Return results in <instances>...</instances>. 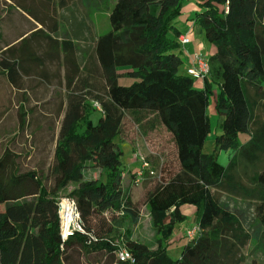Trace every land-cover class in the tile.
<instances>
[{"label":"trees","instance_id":"obj_1","mask_svg":"<svg viewBox=\"0 0 264 264\" xmlns=\"http://www.w3.org/2000/svg\"><path fill=\"white\" fill-rule=\"evenodd\" d=\"M46 1L65 10L75 0ZM183 1L115 0L110 31L98 36L93 47L103 84L94 81L90 68L82 72L76 64L73 76H66L64 99L57 102L59 128L52 163L23 170L19 156L5 149L0 157V264H244L259 236L264 246V0H197L189 27H179ZM21 10L32 18L30 9ZM189 28L214 47L204 89L179 70L183 52L178 38ZM3 39L0 33V47H9ZM30 40L23 39L19 48L0 50V75L23 92L22 97L27 88L23 77L43 63L33 48H27ZM61 47L71 66L75 46L62 41ZM121 78L131 84L121 86ZM213 83L222 133L213 153L205 154ZM90 101L102 107L97 120ZM21 117L20 132L27 124L24 111ZM126 119L143 133L163 128L177 167L163 162L144 194L155 246L129 239L126 247L132 259L120 261L113 223L119 214L131 227L140 220L132 199L137 173L125 174L124 154L115 141ZM242 134L249 135L245 143L239 140ZM228 150L233 156L223 166L218 156ZM91 172L99 176L92 178ZM71 184L74 187L63 196ZM216 193L252 207L263 230L248 233L236 216L220 207ZM61 198L75 202L83 228L66 241L58 213ZM183 205L197 208L201 233L188 239L180 258L173 259L164 242L186 221Z\"/></svg>","mask_w":264,"mask_h":264},{"label":"rangeland","instance_id":"obj_2","mask_svg":"<svg viewBox=\"0 0 264 264\" xmlns=\"http://www.w3.org/2000/svg\"><path fill=\"white\" fill-rule=\"evenodd\" d=\"M196 2L197 0L183 1L182 14L177 20L179 27L189 24L190 21L188 20L194 17ZM114 3L115 0H75L67 9L60 10L53 8V5L48 4L46 0H0V33L4 36L3 40L18 47L20 43L14 42L27 34L25 39L32 37V46L37 49V56H44L46 53H51L53 56L52 62L45 61L44 63V67L51 73L49 82L45 83L38 75L32 76V92L27 90L28 93H25V97L29 100L32 99V105L28 106V103L23 101L21 94L19 95L17 91L5 85L0 86V157L5 149H9L19 156L18 162L23 170L30 171L38 163L45 162L47 165L52 163L55 139L59 128V123H57L59 106L51 98L57 97V101L63 100L66 93V82L63 78V72L66 71V68L61 43L62 41H72L75 44L77 61L81 65L80 71L85 72L86 69L90 68L94 81L102 85L98 65L93 59V47L98 36L110 31L109 12ZM22 7L32 11V18L22 12ZM48 36L54 41L56 40L57 47L53 46L54 41L49 40ZM198 37L200 38V35ZM202 39L206 49L192 44L194 48H198L195 49L197 52L206 57L210 56L209 47L212 44L205 37ZM91 56V61L88 64L87 60ZM181 58L183 64L179 70L185 73L187 62L184 53H181ZM85 64L88 65L87 68L86 66L84 68ZM54 72L59 76L57 75L55 78ZM81 76H84V73ZM119 83L121 86H129L131 81L121 78ZM195 83L198 89H204L203 80H196ZM212 86L214 96L210 98L207 112L210 133L203 147L205 154L213 153L215 139L222 133V121L217 116L215 109V97L218 88L216 83H213ZM88 103L93 106L95 102L90 101ZM30 108H32V114L28 115ZM23 111L27 118V124L25 129L20 132V117ZM97 113L99 111L96 110L95 120L99 117ZM54 128L57 129L52 134ZM248 139L249 135L247 134H242L239 138L241 143H245ZM115 141L124 154L122 163L125 174L137 173L139 170H142L144 174L138 185H135L132 190V199L139 207V223L137 226L131 227L119 214L117 221L113 223L114 233L112 237L118 242L120 248L126 250H128L126 242L129 239L153 247L156 244L157 236L151 225L144 194L151 184L152 178L159 175L163 162L175 163L173 146L163 128L158 127L143 133L129 119L124 122L121 137ZM232 156L231 150L221 151L218 161L221 165L227 166ZM143 161L148 164L145 170L141 168ZM176 167L175 163L174 169ZM90 175L92 178H97L99 173L91 172ZM73 187L74 185L71 184L61 194L66 196ZM216 196L220 207L236 216L248 233L254 235V233L263 230L257 223V213L252 207L238 199L228 197L224 193H216ZM181 208L186 215V221L177 226L169 241L164 242L168 255L173 259L180 258L183 247L189 243L186 232L197 225V208L193 205H183ZM110 214L108 213L107 216L109 217ZM260 239L261 236L258 237L257 241L252 242L245 254L244 264H264V246L258 241Z\"/></svg>","mask_w":264,"mask_h":264},{"label":"built area","instance_id":"obj_3","mask_svg":"<svg viewBox=\"0 0 264 264\" xmlns=\"http://www.w3.org/2000/svg\"><path fill=\"white\" fill-rule=\"evenodd\" d=\"M190 35H192V29L189 28V30L185 33H183L179 38L178 42L181 46V49H186L187 46H189L192 42L190 39ZM190 59V65L188 66L186 73L195 78L196 80H204L206 76H208L210 72L209 63H208V57L200 54L199 52L194 53L189 57ZM93 107L99 111V113H102V107L98 102H95ZM148 167L147 162L143 161L141 168L145 170V168ZM139 174V175H138ZM144 172L142 170H139L137 172V180L136 185L140 182V178L143 176ZM64 204H69L71 208V213L68 214L67 211H64ZM58 213L60 217V226H61V238L63 241H66L69 237L74 236L75 232H81L83 231L80 215L77 209V206L75 202L71 199H61L58 204ZM201 233V227L199 224L194 226L192 229H189L186 232L187 238L193 239L197 237ZM117 258L120 261H128L132 259L131 253L124 249L120 248L117 252Z\"/></svg>","mask_w":264,"mask_h":264},{"label":"crops","instance_id":"obj_4","mask_svg":"<svg viewBox=\"0 0 264 264\" xmlns=\"http://www.w3.org/2000/svg\"><path fill=\"white\" fill-rule=\"evenodd\" d=\"M190 24V23H189ZM189 24H187V26L189 25ZM189 27V26H188ZM2 35V34H1ZM26 36H27V34H25V35H23V36H21L17 41H15L14 43H16V44H18V43H20V45H21V42L23 41V39H25L26 38ZM199 35H191V42L192 43H194L195 45L194 46H196V47H199V48H203V49H206V47H205V42L203 41V39L202 38H204V35H200V38L198 37ZM2 37L4 38V36L2 35ZM30 39V38H29ZM28 40V39H27ZM54 41V40H53ZM56 41V40H55ZM6 42H8V41H6ZM70 42H72V41H70ZM73 43V42H72ZM190 44L189 46H187V48L186 49H181L182 50V52L184 53V57H185V59H186V62H187V65H186V68H185V70L184 71H186L187 70V68H188V66L190 65V59H189V57L191 56V55H193L194 53H197V50H195V49H198V48H194V46H193V44ZM8 45H9V47L7 46V45H1V48H2V50H1V52L2 51H5V50H7L8 48H10V47H15V45H13L11 42H8ZM20 45L18 46V48L20 47ZM73 45L75 46V44L73 43ZM54 47H57V45H53ZM27 48L29 49V50H31V48H33L34 50H35V52H36V48H34L33 46H32V40H30V42L27 44ZM210 48V54L209 55H211L213 52H214V47L213 46H211V47H209ZM75 49H76V47H75ZM199 51H201V50H199ZM30 52L31 51H29V53H28V55H27V57H26V59H28V56L30 55ZM39 57H41V60H43V63H42V65L41 66H38L37 65V67H34V66H32V74L31 75H29V77H23V79L25 80V83L27 84V88L25 89V93H28L27 92V90H29V91H31L32 92V76H36V75H38V77L41 79V80H43L45 83L46 82H49V80H50V78H51V73H49V71H48V69L47 68H45L44 67V63H45V61H48V62H52V60H53V56H52V54L51 53H46V54H44V56H39ZM208 57V56H207ZM63 59H64V65H65V68H66V71L65 72H63L64 73V75H63V78H64V81L66 82V76L68 75L69 76V78H71L73 75V73H72V67L76 64V65H78V66H81L80 65V63H78V61H77V57H76V50H75V53H73L72 54V56H71V58L69 59V61H73V64L71 65V66H69L68 64H66L67 63V59L63 56ZM69 69V71H67ZM58 74L57 73H55L54 72V77L56 78V76H57ZM59 76V75H58ZM58 79V78H57ZM34 82H36V81H34ZM2 85H5V86H7V87H10L12 90H14L13 89V87H11L9 84H8V82L6 81V79L2 76V75H0V86H2ZM14 91H17V90H14ZM18 93H19V95L20 96H22L23 95V92H21V91H17ZM25 96H26V94H25ZM25 96H23L22 98H23V101H25V102H27L28 103V106L29 105H32V99H28L27 97H25ZM27 99V101H26V99ZM55 97H53V98H51V100L52 99H54ZM57 98V97H56ZM55 100H57V99H55ZM54 101V100H53ZM56 103L57 102H59V101H55Z\"/></svg>","mask_w":264,"mask_h":264},{"label":"bare ground","instance_id":"obj_5","mask_svg":"<svg viewBox=\"0 0 264 264\" xmlns=\"http://www.w3.org/2000/svg\"><path fill=\"white\" fill-rule=\"evenodd\" d=\"M63 208H64V211L68 212V214L71 213V208H70L69 204H64Z\"/></svg>","mask_w":264,"mask_h":264}]
</instances>
